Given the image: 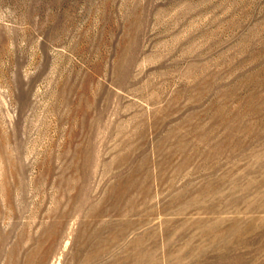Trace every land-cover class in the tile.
<instances>
[{
	"label": "rangeland",
	"instance_id": "obj_1",
	"mask_svg": "<svg viewBox=\"0 0 264 264\" xmlns=\"http://www.w3.org/2000/svg\"><path fill=\"white\" fill-rule=\"evenodd\" d=\"M0 264H264V0H0Z\"/></svg>",
	"mask_w": 264,
	"mask_h": 264
}]
</instances>
